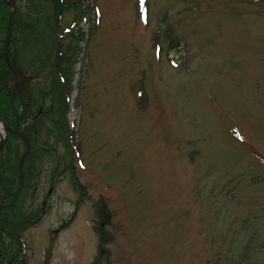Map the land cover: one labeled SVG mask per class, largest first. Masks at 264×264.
Segmentation results:
<instances>
[{
    "label": "rangeland",
    "instance_id": "obj_1",
    "mask_svg": "<svg viewBox=\"0 0 264 264\" xmlns=\"http://www.w3.org/2000/svg\"><path fill=\"white\" fill-rule=\"evenodd\" d=\"M89 2L67 106L50 15L15 3L23 264H264V0Z\"/></svg>",
    "mask_w": 264,
    "mask_h": 264
},
{
    "label": "trees",
    "instance_id": "obj_2",
    "mask_svg": "<svg viewBox=\"0 0 264 264\" xmlns=\"http://www.w3.org/2000/svg\"><path fill=\"white\" fill-rule=\"evenodd\" d=\"M18 0H14L17 3ZM26 7L31 11H46L52 19V29L49 33L52 39L50 62L51 69L63 89L64 106L72 91V81L75 72V64L80 50L79 44L89 39V34L83 31L81 22L95 19L94 8L89 0H24ZM96 10V8H95ZM10 5L5 0H0V83L13 80L14 72L17 76L12 86L2 84L0 86V116L7 130V137L3 149L0 151V196L2 208L0 212V260L6 259V264H23L20 254L23 253V243L19 235L15 233L6 211L13 206L18 193L26 185V175L31 168V157H25L28 151V141L25 137V125L31 117L33 105L32 80L23 71L18 60V48L20 45L18 15H14L12 27L8 39L10 65L5 57V38L10 16ZM72 16H68V15ZM68 16V17H67ZM68 18V19H67ZM93 24L90 30L94 29ZM56 35V36H55ZM80 42V43H79ZM177 45V41L172 42ZM174 45V46H175ZM178 46V45H177ZM13 67V69L11 68ZM38 70V69H37ZM58 100L59 97L54 95ZM60 125L63 117L58 118ZM57 121V120H56ZM54 121L53 123H55ZM59 130V128L55 127ZM72 131L67 130V136ZM31 175V174H30ZM103 217L102 214H99Z\"/></svg>",
    "mask_w": 264,
    "mask_h": 264
},
{
    "label": "water",
    "instance_id": "obj_3",
    "mask_svg": "<svg viewBox=\"0 0 264 264\" xmlns=\"http://www.w3.org/2000/svg\"><path fill=\"white\" fill-rule=\"evenodd\" d=\"M6 2H8L11 5V7H12L10 21H9L8 28H7V33L9 34L10 28H11V19H12V16L14 15V13L16 11V6H15V4H14V2L12 0H6ZM8 34H7V37H6V40H5V56H6L7 63L10 64L9 55H8ZM4 84L6 85L8 83L4 82ZM0 123L4 126V123H3L2 119H1V117H0ZM5 137H6V129H5V126H4L3 136L0 139V150H1V147H2L3 142L5 140ZM0 209H1V199H0Z\"/></svg>",
    "mask_w": 264,
    "mask_h": 264
},
{
    "label": "bare ground",
    "instance_id": "obj_4",
    "mask_svg": "<svg viewBox=\"0 0 264 264\" xmlns=\"http://www.w3.org/2000/svg\"><path fill=\"white\" fill-rule=\"evenodd\" d=\"M3 132H4V126L0 123V139L3 136Z\"/></svg>",
    "mask_w": 264,
    "mask_h": 264
}]
</instances>
